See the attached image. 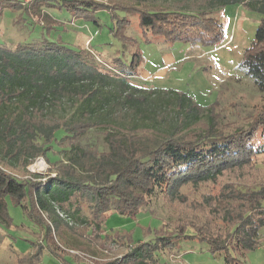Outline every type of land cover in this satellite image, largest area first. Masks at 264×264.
<instances>
[{"label":"trees","instance_id":"1","mask_svg":"<svg viewBox=\"0 0 264 264\" xmlns=\"http://www.w3.org/2000/svg\"><path fill=\"white\" fill-rule=\"evenodd\" d=\"M235 4L260 16L239 64L261 94L260 112L246 127L221 124L213 108L202 124L203 108L185 93L130 85L140 66L135 53L127 69L119 68L118 60L106 64L110 75L95 65L91 51L76 45L0 47V219L8 221L10 198L36 227L38 239L16 264H42L45 252L61 264H161L160 254L177 251L182 243L222 255L226 264H241L238 254L260 246L264 163L257 159L264 158V144L256 148L251 140L264 133V0H176L168 7L155 0H0V9L19 11L44 26L54 24L49 10L65 11L72 19L92 17L97 27L98 12L126 27L131 15L152 37L204 47L223 42L221 13ZM119 40L128 38L121 32ZM64 102L78 104L69 117L55 114ZM158 117L162 129L138 126ZM110 119L130 124L108 129L104 122ZM93 130H103L106 150L83 143ZM50 153L61 159L52 161ZM38 157L54 167V177L31 180L28 172L17 177L5 170L27 169ZM245 169L253 180L244 179ZM224 178L232 183L218 187L215 197L201 195L192 214L176 208L171 215L177 214L176 222L147 228L149 240L134 241L132 231L102 232L108 213L133 219L153 197L169 210L177 200L184 202L187 186L199 189Z\"/></svg>","mask_w":264,"mask_h":264},{"label":"rangeland","instance_id":"2","mask_svg":"<svg viewBox=\"0 0 264 264\" xmlns=\"http://www.w3.org/2000/svg\"><path fill=\"white\" fill-rule=\"evenodd\" d=\"M155 1L168 7L176 0ZM115 13L120 16L122 14L121 12ZM49 15L54 20V24L44 26L32 22L31 19H28L27 16L19 11L0 9V47L11 50L18 45L38 44L48 41L76 45L77 47L91 51L92 56L96 60V62L94 61L95 65L101 71H105L110 75H114V72L107 68L106 64L115 65L118 60L119 63L117 65L119 68L127 69L135 53L139 55L140 66L138 76L128 79L129 84L142 91L158 88L163 90L172 89L178 93H185L197 106L203 108L200 117V121L203 122L202 124H205L208 120L209 108L214 109L213 113L218 115L221 124L232 121L239 123L241 127L248 126V123L252 122L260 112L261 100L259 96L261 97V94L255 89L253 80L246 76L243 70L234 71V77L240 79L234 83L233 81L224 80L225 77L223 79L220 77V69L215 63L216 58L214 53L206 54L200 60L191 59V56L195 54V51L191 52V49L198 47L197 49L204 52V49L208 47L189 45L181 42L170 44L165 42L161 37H152L148 32L143 31L139 27L136 16L128 15L126 19L130 21V25L126 27L122 23L118 24L117 19H112L109 13L98 12L94 15L97 23H99V27H97L92 17H88L87 19H72L69 13L59 10H49ZM120 26L124 27V30H119L118 27ZM121 32L128 38L127 41L119 40ZM168 55L172 56L175 62L169 61ZM176 58L180 60L177 63ZM199 63L201 66L203 65V69L197 70L196 65ZM143 71L152 75L154 80H143ZM237 90L241 91L243 96L238 97L236 93H233ZM77 106L78 104L70 106L64 102L56 110L55 114L69 117L75 112ZM160 120L161 117H158L153 123L139 122L138 126L149 127L152 130L162 129L163 124L159 122ZM104 123L106 128L111 129L130 124V121L127 119H110ZM83 143L90 148L106 150V146L103 143V130L91 131ZM251 143L256 148L260 147L264 144V138L262 135L257 134L252 138ZM49 157L52 161L61 159L57 154L53 156L50 153ZM38 158H42L47 166L50 167L46 171L40 172V175L31 174L27 169L4 168L7 173H12L17 177H24V174L28 172L29 175H25V177L31 180H33L34 175L40 178L38 179L39 181L47 177H54L56 175L53 170L54 167L50 166L45 158ZM257 160H261L264 163V158ZM261 166L264 169V164ZM260 172L263 173L264 171ZM244 173V179L247 182L253 180V178H249L246 175L247 169L244 170ZM224 179L215 185L200 186L201 188L199 189L187 186L188 188L183 189V194H181L184 202L178 203L177 200L169 210L163 204L162 199L153 197L148 206L131 220L108 213L102 224V232L103 234H125L132 231L134 241L149 240L153 235L149 236L145 233L147 228L157 229L163 222H176L177 214L175 217L171 216L176 208L192 214L190 208L200 203L199 197L201 195L210 194V197H215L218 195V187L232 183V181ZM5 203L8 221H6L7 219H0V264H16L17 257L26 255L32 251L31 243H36L38 240L34 235L37 230L21 206L12 203L10 198H6ZM262 229L264 230V227ZM186 232L188 234L192 231L191 229H187ZM181 241L177 243L178 246L182 243ZM186 245L188 244L182 243L177 251L160 254V263H180L179 254L184 255L185 250L189 248ZM201 248L204 249L197 245L193 252L198 255L197 253H199ZM111 253L108 252V254ZM101 256L105 257L104 253H101ZM88 258L92 260V258ZM85 263L91 264L88 261ZM42 264L60 263L52 258L49 253L45 252Z\"/></svg>","mask_w":264,"mask_h":264},{"label":"crops","instance_id":"3","mask_svg":"<svg viewBox=\"0 0 264 264\" xmlns=\"http://www.w3.org/2000/svg\"><path fill=\"white\" fill-rule=\"evenodd\" d=\"M222 22L224 29V40L217 47H208L204 49V52L197 49H191L195 51V54L191 56V59L200 60L206 54L214 53L216 58V65L219 67L220 77L224 80L233 81L234 83L240 79L234 77L236 70H241L239 64L242 59L243 51L250 45L255 36L260 16L245 10L241 5H228L223 8ZM169 56V55H168ZM169 61L175 62L172 56L168 57ZM180 60L176 58V63ZM196 69H203V65L197 64ZM160 74V73H159ZM143 80L153 81L154 77L149 75L148 72L143 71ZM238 97L243 96L241 91H234ZM257 96V95H255ZM261 100V97L259 96ZM264 138V133L262 135ZM130 219V218H128ZM131 220V219H130ZM134 237V236H133ZM134 239V238H133ZM260 246L252 251L238 254V258L241 264H264V230L259 232ZM184 255L179 254V260L181 264H226L222 255L212 256L206 249H200L198 255H196L192 246H187ZM68 261H71L69 257H66ZM57 261V260H56ZM60 263V262H59ZM179 263V264H180ZM61 264V263H60Z\"/></svg>","mask_w":264,"mask_h":264},{"label":"built area","instance_id":"4","mask_svg":"<svg viewBox=\"0 0 264 264\" xmlns=\"http://www.w3.org/2000/svg\"><path fill=\"white\" fill-rule=\"evenodd\" d=\"M29 166H31L30 169H29ZM29 166L27 167V171L31 174H39L40 172L46 171V169L50 168L49 166H47L46 162L42 158H37L34 161V164L32 163ZM44 180L45 179H42V181H44ZM61 216H63V215H61Z\"/></svg>","mask_w":264,"mask_h":264}]
</instances>
